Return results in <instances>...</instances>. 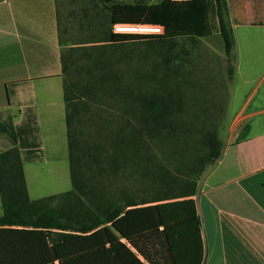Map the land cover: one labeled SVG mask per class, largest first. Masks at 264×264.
Here are the masks:
<instances>
[{
    "label": "trees",
    "instance_id": "obj_1",
    "mask_svg": "<svg viewBox=\"0 0 264 264\" xmlns=\"http://www.w3.org/2000/svg\"><path fill=\"white\" fill-rule=\"evenodd\" d=\"M100 2L88 41L64 49L59 37L70 190L31 200L19 149L0 154V264H204L195 198L223 144L186 118L179 63L184 41L213 34L212 18L230 55L227 0ZM128 172L137 198L120 191L117 203L115 181Z\"/></svg>",
    "mask_w": 264,
    "mask_h": 264
},
{
    "label": "crops",
    "instance_id": "obj_2",
    "mask_svg": "<svg viewBox=\"0 0 264 264\" xmlns=\"http://www.w3.org/2000/svg\"><path fill=\"white\" fill-rule=\"evenodd\" d=\"M235 46L221 157L198 184L204 264H264V0H227ZM57 0H0V154L68 169ZM1 214V203H0Z\"/></svg>",
    "mask_w": 264,
    "mask_h": 264
},
{
    "label": "rangeland",
    "instance_id": "obj_3",
    "mask_svg": "<svg viewBox=\"0 0 264 264\" xmlns=\"http://www.w3.org/2000/svg\"><path fill=\"white\" fill-rule=\"evenodd\" d=\"M160 1L162 0H147L149 4ZM102 11L104 4L100 0H57V24L64 49L88 41L90 33L95 30L97 17L104 16ZM211 22L214 32L210 37L183 42L187 54L179 63L178 82L187 103L186 118L201 124L205 131L216 133L224 146L228 138L230 116L234 110L229 107L226 93L231 60L224 54L216 20L212 18ZM128 49L133 50L136 56L144 51V46L135 45ZM31 177L29 188L32 199L58 197L70 190L67 167H46L42 173ZM138 186V179L132 172L121 175L113 187L114 201L120 203V191L137 198L134 194L137 193ZM56 202L53 200L50 205L55 206Z\"/></svg>",
    "mask_w": 264,
    "mask_h": 264
},
{
    "label": "built area",
    "instance_id": "obj_4",
    "mask_svg": "<svg viewBox=\"0 0 264 264\" xmlns=\"http://www.w3.org/2000/svg\"><path fill=\"white\" fill-rule=\"evenodd\" d=\"M119 2H131L132 0H113ZM172 2H189L191 0H170ZM112 32L114 34H133V35H163L164 29L162 27H153V26H122L115 25L113 26Z\"/></svg>",
    "mask_w": 264,
    "mask_h": 264
}]
</instances>
